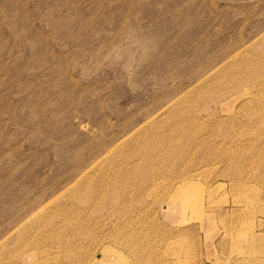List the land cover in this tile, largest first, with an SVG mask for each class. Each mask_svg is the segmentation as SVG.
Wrapping results in <instances>:
<instances>
[{"label": "rangeland", "instance_id": "1", "mask_svg": "<svg viewBox=\"0 0 264 264\" xmlns=\"http://www.w3.org/2000/svg\"><path fill=\"white\" fill-rule=\"evenodd\" d=\"M98 260L264 264V0H0V264Z\"/></svg>", "mask_w": 264, "mask_h": 264}, {"label": "crops", "instance_id": "2", "mask_svg": "<svg viewBox=\"0 0 264 264\" xmlns=\"http://www.w3.org/2000/svg\"><path fill=\"white\" fill-rule=\"evenodd\" d=\"M99 262V260L98 261H96V263L95 264H107V263H98ZM110 264V263H109Z\"/></svg>", "mask_w": 264, "mask_h": 264}, {"label": "bare ground", "instance_id": "3", "mask_svg": "<svg viewBox=\"0 0 264 264\" xmlns=\"http://www.w3.org/2000/svg\"><path fill=\"white\" fill-rule=\"evenodd\" d=\"M179 187V186H178ZM181 187V186H180ZM183 189V188H182ZM180 190V189H179ZM181 191V190H180ZM182 193V192H181Z\"/></svg>", "mask_w": 264, "mask_h": 264}]
</instances>
